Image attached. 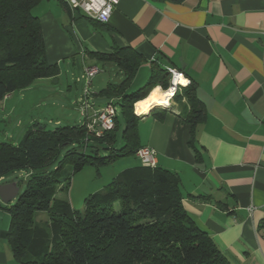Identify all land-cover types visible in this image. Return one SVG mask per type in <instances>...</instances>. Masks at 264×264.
Masks as SVG:
<instances>
[{
    "label": "crops",
    "instance_id": "1",
    "mask_svg": "<svg viewBox=\"0 0 264 264\" xmlns=\"http://www.w3.org/2000/svg\"><path fill=\"white\" fill-rule=\"evenodd\" d=\"M65 12L68 33L50 11L38 18L58 77L68 58L72 105L83 94V69L96 65L89 53L114 47L142 54L138 70L150 71L155 62L195 82L206 110L194 135L200 159L187 144L184 98L172 99L161 119L150 115L152 108L140 118V146L154 149L156 165L179 176L182 207L232 264H264V0H119L107 23ZM106 84L91 79L87 113L107 102L97 94ZM12 94L0 101L6 118ZM8 225L0 228V264H20L5 239Z\"/></svg>",
    "mask_w": 264,
    "mask_h": 264
},
{
    "label": "trees",
    "instance_id": "2",
    "mask_svg": "<svg viewBox=\"0 0 264 264\" xmlns=\"http://www.w3.org/2000/svg\"><path fill=\"white\" fill-rule=\"evenodd\" d=\"M41 1L0 0V101L38 79L60 74L59 66L47 61L40 21L32 13ZM61 4L71 12L63 0ZM89 55L113 63L121 74L118 82H108L97 92L119 107L120 119L116 112L112 130L95 137L80 123L53 129L41 124L27 130L18 144L0 141V178L14 171L29 173L24 190L4 207L9 215L5 239L13 257L20 264H232L182 207L179 176L157 165L124 168L103 190L84 198L82 211L56 196L57 189L69 185L70 176L62 174L68 166L74 174L86 166L135 157L140 117L134 103L154 87L170 83L166 67L151 62L147 82L130 90L146 59L128 46ZM189 81L172 99L186 98L187 144L199 160L195 127L205 120L206 110L195 82ZM167 108L155 107L150 115L161 119ZM52 164V171L42 170ZM38 211L48 219L35 220Z\"/></svg>",
    "mask_w": 264,
    "mask_h": 264
},
{
    "label": "rangeland",
    "instance_id": "3",
    "mask_svg": "<svg viewBox=\"0 0 264 264\" xmlns=\"http://www.w3.org/2000/svg\"><path fill=\"white\" fill-rule=\"evenodd\" d=\"M61 1L42 0L32 9V13L40 18L45 12L50 11L63 29V32L68 33V28H65V25L68 24V15L61 7ZM93 63L101 68L100 72L92 78L94 84L96 80L105 84L106 82H118L121 79V74L113 63L99 61H93ZM61 68L63 72L57 81L41 78L28 88L15 91L12 94L13 98L8 103L13 109L12 112L7 118L2 114L0 115V141L18 144L27 130L41 124L45 125L47 129H53L57 126H73L80 123L82 117L80 116L79 107L71 104L67 90L68 81L73 84L70 66L68 72V58L62 60ZM149 73L150 71L146 68L138 70L132 80L130 90L143 86L149 78ZM98 100L96 101L98 104L105 102L100 97ZM116 111L118 119H120L118 105H116ZM3 117L5 118L2 120ZM18 121L21 124L17 125ZM119 123L118 132L120 134L122 128L121 120ZM64 151L65 149L61 151V156ZM106 153V151H100L102 155ZM135 162H137L135 157L126 156L118 158L106 166H86L74 174H72V170L68 166L63 170L62 174L70 176L69 185L67 188L57 189L56 196L66 200L72 208L82 211L85 197L103 190L118 172L134 165ZM54 168L55 166L52 164L45 166L42 170L49 172ZM28 174L26 170L10 172L5 175V178H0V182H19L18 187L19 192H21L25 188V180ZM15 198L12 202L15 201ZM0 203L3 207L0 209V228H2L9 220V215L4 209L9 203L1 201ZM34 218L35 220H46L48 215L44 211H38L35 213Z\"/></svg>",
    "mask_w": 264,
    "mask_h": 264
},
{
    "label": "built area",
    "instance_id": "4",
    "mask_svg": "<svg viewBox=\"0 0 264 264\" xmlns=\"http://www.w3.org/2000/svg\"><path fill=\"white\" fill-rule=\"evenodd\" d=\"M72 13L80 11L89 19L96 20L100 23H107L110 15L117 5L113 0H63ZM170 67H166L168 70ZM101 68L97 65H90L83 69L81 78L83 79V94L78 101V107L83 124L89 134L95 137H100L104 131L112 130L115 126L116 106L111 102H106L101 106L92 108L87 113L89 86L92 77L99 73ZM181 72V71H180ZM186 77V76H185ZM188 79V77H186ZM189 80V79H188ZM135 157L139 163L146 167L156 166V157L154 149L148 146H140L136 152Z\"/></svg>",
    "mask_w": 264,
    "mask_h": 264
},
{
    "label": "clouds",
    "instance_id": "5",
    "mask_svg": "<svg viewBox=\"0 0 264 264\" xmlns=\"http://www.w3.org/2000/svg\"><path fill=\"white\" fill-rule=\"evenodd\" d=\"M116 2L118 0H113V3ZM167 71L170 74L169 85L166 87L158 85L151 89L146 98L134 105L137 114L147 112L156 105L164 106L165 108L169 107L173 103L172 98L176 96L177 92L182 93L183 89L190 83L185 75L176 68L170 67Z\"/></svg>",
    "mask_w": 264,
    "mask_h": 264
},
{
    "label": "water",
    "instance_id": "6",
    "mask_svg": "<svg viewBox=\"0 0 264 264\" xmlns=\"http://www.w3.org/2000/svg\"><path fill=\"white\" fill-rule=\"evenodd\" d=\"M54 81H56V80H54ZM155 107L165 108L164 106H155ZM147 113L137 114V115L140 118H143L144 116L147 115ZM18 192H19V187L17 185V182L12 181V182H8V183H2V184H0V201L3 203H9L12 201V199H14L18 195Z\"/></svg>",
    "mask_w": 264,
    "mask_h": 264
},
{
    "label": "bare ground",
    "instance_id": "7",
    "mask_svg": "<svg viewBox=\"0 0 264 264\" xmlns=\"http://www.w3.org/2000/svg\"><path fill=\"white\" fill-rule=\"evenodd\" d=\"M146 98V97H145ZM142 100V99H141ZM140 101V100H139ZM139 101H137L136 103H138ZM136 103H134V105L136 104ZM156 106H158V105H156ZM134 107V106H133ZM155 107V106H154ZM153 108V107H152ZM134 112L137 114V112H136V110H135V107H134ZM148 112V111H147ZM144 113H146V112H144ZM140 114H143V113H140Z\"/></svg>",
    "mask_w": 264,
    "mask_h": 264
}]
</instances>
